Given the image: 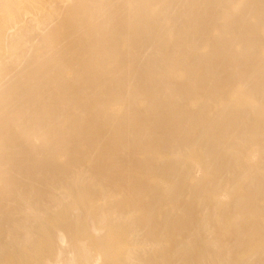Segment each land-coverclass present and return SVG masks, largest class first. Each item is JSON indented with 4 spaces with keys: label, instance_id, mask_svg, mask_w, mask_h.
Listing matches in <instances>:
<instances>
[{
    "label": "bare ground",
    "instance_id": "6f19581e",
    "mask_svg": "<svg viewBox=\"0 0 264 264\" xmlns=\"http://www.w3.org/2000/svg\"><path fill=\"white\" fill-rule=\"evenodd\" d=\"M0 264H264V0H0Z\"/></svg>",
    "mask_w": 264,
    "mask_h": 264
}]
</instances>
